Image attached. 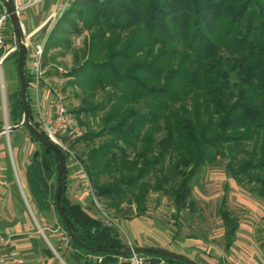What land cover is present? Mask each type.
<instances>
[{
    "label": "trees",
    "instance_id": "trees-1",
    "mask_svg": "<svg viewBox=\"0 0 264 264\" xmlns=\"http://www.w3.org/2000/svg\"><path fill=\"white\" fill-rule=\"evenodd\" d=\"M7 22L11 26L9 17ZM85 30V56L68 71L86 93L75 112L102 113L99 128H87L70 146L84 144L73 157L97 197L120 211L122 202L134 203L141 215L148 192L160 191L178 217L193 207L197 172L222 156L227 157L226 173L264 200V0H72L48 33L43 56L54 46L69 47L68 34ZM25 78L28 86L29 76ZM99 88L106 90L93 102L90 97ZM8 106L11 123L19 122V89L8 94ZM29 110L41 129L30 104ZM29 135L40 146L26 168L30 191L42 210L53 206L66 232L54 192L52 201L48 198L58 154ZM63 151L60 203L75 235L87 245L125 247L110 222L69 199L67 162L72 154ZM217 212L228 249L239 220L224 195ZM70 242L104 254L103 264H119V256L128 255ZM138 252L152 256L148 264L161 258L189 264L149 250Z\"/></svg>",
    "mask_w": 264,
    "mask_h": 264
},
{
    "label": "rangeland",
    "instance_id": "rangeland-1",
    "mask_svg": "<svg viewBox=\"0 0 264 264\" xmlns=\"http://www.w3.org/2000/svg\"><path fill=\"white\" fill-rule=\"evenodd\" d=\"M57 20H50L43 24L38 35H29L30 30L26 21L23 25L21 23L26 43L23 69L25 76L26 74L29 76L27 97L33 118H36L35 98L32 94L34 86L27 63L31 58L32 43L34 41L42 42L44 49L47 35ZM68 36H70L71 41L69 47L54 46L47 51L45 57L42 54L41 60L45 61V68L49 70L48 73L45 72V78L42 80L43 89L50 90V92L56 89L60 93L65 107L83 126V131H86L87 128L96 129L100 126L102 111L98 110L94 114L75 112L77 108L83 105V98L86 93L80 85L72 81L73 76L68 75L72 65L80 63L85 56L83 48L88 32L85 30L76 34H68ZM4 37L6 38L5 48L16 44V48L11 51L13 53L10 52L11 54L3 57L0 63V122L1 127L5 129V126L14 124L9 120L8 94L19 89L16 70L18 44L12 25H8V22L5 25ZM3 49L4 47L0 46V52ZM15 50L17 51L14 54ZM105 90L99 88L90 99L93 102L100 100ZM15 128L21 131L17 148L13 147L7 140L9 136L6 131L0 134V138L9 158L16 157L15 150L18 152L19 166L16 164L14 170L17 173L24 172L33 151L39 150L40 146L37 141L30 139L29 132L24 126ZM74 139L63 137L72 154L79 156L80 150L85 146L82 142H75L74 147L70 146ZM226 160L227 157L218 156L213 163H206L201 167L192 183L193 207L189 211L186 209L181 211L178 217L173 215L172 201L160 191L148 192L145 200L146 211L141 215L136 214L134 203L122 202L121 211L106 205L104 200L97 197L92 191L85 171L78 158L75 157L69 158L67 170H69L70 178L76 176V183L80 184L81 187L80 192L73 191L70 200H79L91 214L110 222L116 228L125 245H138L149 241L154 236L166 239L172 247L183 248L186 252H191L195 247L197 251L193 256L204 264H262L264 263V200L262 197L253 194L247 186L238 182L235 177L226 173L224 168ZM55 182L54 172L49 178V183L52 185L48 192L50 201H52L51 195L54 192ZM19 185L25 190V184L19 182ZM223 195L226 197L228 207L239 220L235 239L228 249L225 248L223 225L217 212ZM32 212L38 227L40 226L41 229L52 234L66 235L61 223H58L53 207L45 213L40 209L32 210Z\"/></svg>",
    "mask_w": 264,
    "mask_h": 264
},
{
    "label": "crops",
    "instance_id": "crops-1",
    "mask_svg": "<svg viewBox=\"0 0 264 264\" xmlns=\"http://www.w3.org/2000/svg\"><path fill=\"white\" fill-rule=\"evenodd\" d=\"M57 1L36 0L35 2L27 3V0H15L19 19L22 25L26 21L30 30L29 35L40 34L42 25L51 20L48 18L49 12ZM3 131L8 133L9 139L7 140L10 141L11 145L17 148L21 136L20 129L6 130L0 126V134ZM14 152L16 157L9 158L0 138V232L7 239L6 246L14 255L21 258V264H103L101 260L104 254L85 252L75 247L70 242L69 236L52 234L37 226L32 210L42 209L35 201L26 178V168L35 150L31 155L30 161L26 164L24 172L20 171L17 173L14 170L16 164L19 166L18 152L17 150ZM17 168L20 169V167ZM68 171L66 192L69 199H71L74 190L77 193L80 192L81 185L76 183V176L70 178ZM19 182L26 185L25 190L20 187ZM42 211L44 213L47 212ZM58 223H60L59 220ZM152 238L138 245L168 248L185 254L199 264H204L193 256L197 251L195 247H193L191 252H186L183 248L172 247L166 239L154 236ZM121 257L123 256H119V260Z\"/></svg>",
    "mask_w": 264,
    "mask_h": 264
},
{
    "label": "built area",
    "instance_id": "built-area-1",
    "mask_svg": "<svg viewBox=\"0 0 264 264\" xmlns=\"http://www.w3.org/2000/svg\"><path fill=\"white\" fill-rule=\"evenodd\" d=\"M36 0H27V3L35 2ZM72 0H58L49 12V17L52 21L57 20L66 9L67 5ZM9 13L2 0H0V46L4 49L0 52V63L7 54L16 48V44L5 48L3 38L5 25L8 21ZM43 44L42 42L32 43L31 58L28 61V68L31 73L33 83V95L35 98L34 108L36 118L39 127L42 132L52 141L57 143L63 150H71L63 137L76 138L79 137L84 131L83 126L77 121L73 114L67 110L60 93L43 89L42 80L45 78L46 68L42 64ZM40 129V130H41ZM73 157V154L70 158ZM7 239L0 232V264H21L22 260L18 256L14 255L11 250L6 246ZM132 245V244H129ZM152 259L150 254L140 253L138 251H132L130 254L123 256L118 261L119 264L124 260H128L130 264H146ZM155 264H170L165 259L161 258ZM264 264V263H262Z\"/></svg>",
    "mask_w": 264,
    "mask_h": 264
},
{
    "label": "water",
    "instance_id": "water-1",
    "mask_svg": "<svg viewBox=\"0 0 264 264\" xmlns=\"http://www.w3.org/2000/svg\"><path fill=\"white\" fill-rule=\"evenodd\" d=\"M6 10L9 13L10 23L13 28L14 35L16 37V41L18 44V55L16 61V70L19 80V90L20 96L22 100V117L21 120L17 123L5 126L6 130L13 129L17 126H24L28 129L30 133L35 135L39 141L46 145L45 150L47 151L49 148H53L58 154V163H57V172H56V186L54 190V203L56 209L61 216L66 232L68 233L69 239L75 241L76 243L80 244L83 247L93 250H108L120 254H130L132 251H144L149 250L157 254L161 255H169L173 257L180 258L189 264H199L192 258L186 256L185 254H181L174 250L159 247V246H142V245H126L123 248H115V247H103V246H92L87 245L82 242L74 233L71 223L67 216L64 214L63 209L60 203V195H61V188H62V178L63 173L66 165L65 161V153L63 149L54 141L50 140L38 127H36L32 121L30 110H29V103L27 97V83L23 69L24 57L26 52V43L25 37L22 33V25L18 15V9L15 3V0H2ZM42 163L44 167L47 168L48 165L46 164L44 158H42ZM121 264H130L128 260L122 261Z\"/></svg>",
    "mask_w": 264,
    "mask_h": 264
}]
</instances>
